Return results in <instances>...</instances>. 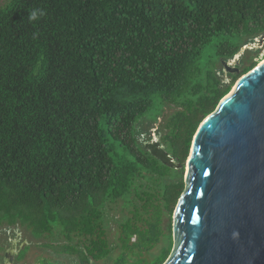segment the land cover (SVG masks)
Returning <instances> with one entry per match:
<instances>
[{"label":"trees","instance_id":"16d2710c","mask_svg":"<svg viewBox=\"0 0 264 264\" xmlns=\"http://www.w3.org/2000/svg\"><path fill=\"white\" fill-rule=\"evenodd\" d=\"M34 10L45 14L30 20ZM260 37L264 0L0 4V229L64 239L62 250L81 264H163L173 240L161 218L170 220L184 191L193 135L256 62L249 58L230 84L218 69ZM161 117L180 169L140 141L145 120ZM114 222L121 246L108 237ZM161 232L160 257L129 260Z\"/></svg>","mask_w":264,"mask_h":264},{"label":"water","instance_id":"95a60500","mask_svg":"<svg viewBox=\"0 0 264 264\" xmlns=\"http://www.w3.org/2000/svg\"><path fill=\"white\" fill-rule=\"evenodd\" d=\"M143 145L163 165L181 167L158 139ZM184 184L163 264H264V63L199 124Z\"/></svg>","mask_w":264,"mask_h":264},{"label":"rangeland","instance_id":"374dc122","mask_svg":"<svg viewBox=\"0 0 264 264\" xmlns=\"http://www.w3.org/2000/svg\"><path fill=\"white\" fill-rule=\"evenodd\" d=\"M5 2H6V0H0L1 5L4 4ZM231 39L236 44H241V42H242V39L239 37H233ZM245 54H246V56H245ZM243 56L245 57V60H246L244 62V64L247 63V60L249 58H252V61L256 62L255 66L260 64L261 60L264 58V37H260V38H257L256 40L254 39L253 41H250V43L246 46V48L238 56L239 57L238 62H240V60L243 58ZM232 67H233V70L231 71V73H232V75H236V74L240 73L239 70H241L243 65L241 64L240 66H238L237 70H234L235 65H233ZM232 75H228V74L224 75V77H225L224 82L227 84H230ZM236 82H237V79L233 82V84L230 88V91L234 88ZM148 121L154 122L153 119L148 120ZM184 121H189V120L186 119ZM145 122H146V124H144L145 126L142 129L145 132V136L142 135L140 137L141 143L144 141H147L146 139H147V137H150L149 134L151 133V135L154 138H156L160 141V143L164 146L165 150L173 156V150H172V146H171L172 142L170 141V139H167L164 143L162 141L163 135L165 133H167L166 127L168 128L170 120L166 119V121H164L163 117H161L157 120V123H152L150 125H147L148 124L147 120H145ZM188 124L189 123L187 122V126H188ZM193 137H194V135H193ZM170 138H171V135H170ZM173 140H175V139H173ZM192 141H193V138L191 140V145H192ZM183 143H184L183 138L177 139V143H176L177 149L180 150L182 148ZM191 145H190V148L188 151V155L186 156V159L190 155ZM177 157H178V155H177ZM186 159L184 160L185 166L183 168V173H182V178H183L184 182H185V174H186ZM176 161L178 162V160H176ZM178 163H180V162H178ZM184 188H185V184H184ZM161 206H162L161 207L162 210H164V209L166 210L167 209V207H166L167 201L166 200L162 201ZM176 206H177V204L173 205L172 213L170 214V220H168V216H166V215L165 216L163 215L164 217L162 216L160 226H162L164 228V226L168 225V223H173V217H174V212H175ZM112 214H115L116 218L119 217L117 215V213H112ZM114 224H115V222H114ZM117 229H118V227L116 226V224L111 225V229L108 232V237L111 241H116V240L120 241L119 235L116 234ZM5 234H7V233H5ZM5 234H2L0 236V245H2V243L5 241L4 239H6L9 236V234L8 235H5ZM22 234L24 235L23 237H24L25 241L29 240V241H34L36 243H32L30 246H28L22 252V256H24V258L21 261H19V264H81V262L78 258V255H76L75 253H72V252L68 253V252H65L62 250L64 248L61 245L66 244L67 243L66 240L61 239V240H56V241H51V242L49 241L50 243H47L46 242L47 240H36L35 238H33L32 233H30V232L27 233V232H24V230H23ZM159 235L160 236H159L158 241L151 244L152 247L150 248V250H148V251H134L132 254H131V251H128L129 260H132L134 256H138V254H141V257L145 258L147 260H149V258L154 256V255L160 257L163 254L164 248L166 246V241H167L166 235L167 234H165V232H161ZM131 240H132V242H131V244H132L133 242H135L136 236H133ZM172 240H173V237H172ZM119 244L121 246L122 242L120 241ZM26 245H28V244L23 245V247H25ZM172 248H173V245H172ZM119 252H120L119 250H116L115 255H113V256L118 255ZM104 262H105L104 264L110 263V261H104ZM0 264H2L1 261H0ZM97 264H101L100 261L97 262Z\"/></svg>","mask_w":264,"mask_h":264},{"label":"flooded vegetation","instance_id":"af4514ba","mask_svg":"<svg viewBox=\"0 0 264 264\" xmlns=\"http://www.w3.org/2000/svg\"><path fill=\"white\" fill-rule=\"evenodd\" d=\"M239 55L240 53L235 54L226 60H222V63L220 65V68L218 69L217 74L221 77V80L223 83H225L224 75L226 74L232 75L231 71L233 70V67H232L233 65H235L234 70H237V67L240 66L241 64L244 65L245 57L243 56L240 62H238ZM142 135L145 136V133H141L140 137ZM149 135L150 137H147L146 139L147 141H149L150 139H153V140L156 139L151 135V133ZM2 234H5V235L9 234V236L6 239H4L5 241L2 243V245H0V261L2 264H19V261H21L24 258V256H22V252L32 243H36L34 241H29V240L25 241L23 237L24 235L22 234V231H20L19 228L9 227V228L0 229V236ZM46 242L50 243L49 241H46ZM25 244H28V245L23 247V245Z\"/></svg>","mask_w":264,"mask_h":264},{"label":"clouds","instance_id":"9594fccd","mask_svg":"<svg viewBox=\"0 0 264 264\" xmlns=\"http://www.w3.org/2000/svg\"><path fill=\"white\" fill-rule=\"evenodd\" d=\"M45 13L43 10H34L31 12L29 19L30 20H37L39 16H43Z\"/></svg>","mask_w":264,"mask_h":264},{"label":"bare ground","instance_id":"6f19581e","mask_svg":"<svg viewBox=\"0 0 264 264\" xmlns=\"http://www.w3.org/2000/svg\"><path fill=\"white\" fill-rule=\"evenodd\" d=\"M261 63H264V58L261 60ZM261 63H260V64H261ZM234 87H235V86H234ZM233 89H234V88H233ZM233 89H232V90H233ZM232 90H231V91H232Z\"/></svg>","mask_w":264,"mask_h":264}]
</instances>
